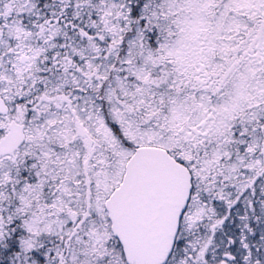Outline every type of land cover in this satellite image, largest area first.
Listing matches in <instances>:
<instances>
[{
  "label": "snow or ice",
  "instance_id": "6c2138e0",
  "mask_svg": "<svg viewBox=\"0 0 264 264\" xmlns=\"http://www.w3.org/2000/svg\"><path fill=\"white\" fill-rule=\"evenodd\" d=\"M0 264H264V0H0Z\"/></svg>",
  "mask_w": 264,
  "mask_h": 264
}]
</instances>
